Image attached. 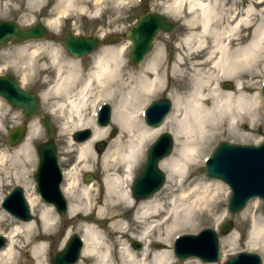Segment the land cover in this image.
Segmentation results:
<instances>
[{
    "label": "bare ground",
    "instance_id": "bare-ground-1",
    "mask_svg": "<svg viewBox=\"0 0 264 264\" xmlns=\"http://www.w3.org/2000/svg\"><path fill=\"white\" fill-rule=\"evenodd\" d=\"M237 1L232 0L226 9V0H165L163 12L181 15L187 33L169 62L163 60V46L158 45L136 72L127 67L125 47L106 45L89 69L64 57L60 47L47 48L56 71L41 99L45 102L53 96V109L63 117L64 131L92 128V135L84 141L73 137L67 152L74 155V161L62 168L61 188L69 200V220L78 224L84 240L81 259L74 264H175L176 255L170 249L173 239L185 230L198 229L203 221L217 219L221 183L193 174L224 127L237 129L262 117L260 93L246 94L251 83L245 80V73L256 78L264 70V0H254L246 8H240ZM73 2L67 0L54 18L45 20L49 29L59 27L60 18L74 8ZM245 29L251 33L243 35ZM41 47L35 46L22 58L33 63ZM228 77L243 80L238 82L239 94L221 89L220 81ZM169 86L174 87L168 93L173 99L171 112L159 126L148 125L143 121L146 103ZM104 101L114 102L112 122L120 133L99 154L95 147L108 128L97 124L98 108ZM2 118L0 114V125ZM39 121L36 117L28 122V134L12 154L0 153V166L8 158L14 165L4 166L0 174L14 170L18 179L26 175L19 181L28 204L33 211L41 206L36 219L13 221L5 234L8 243L0 249V264H45L48 242L60 227L59 212L53 203H42L28 168L35 163L31 146L39 135ZM163 130L174 135L176 144L174 153L160 162L167 182L153 196L137 200L131 190L135 170L145 158L148 144ZM85 172L99 173L100 181L85 179L88 183H83L80 176ZM4 209L1 207L0 222L6 220ZM258 210V203H252L246 211L253 222L248 245L264 251V219L257 216ZM71 232L73 228L57 240L60 249ZM146 240L150 244L140 249L129 245ZM223 241L225 248H231L238 235L233 232ZM154 242L164 247L153 250ZM19 251L26 252L27 259ZM186 264L220 263L188 259Z\"/></svg>",
    "mask_w": 264,
    "mask_h": 264
},
{
    "label": "water",
    "instance_id": "water-1",
    "mask_svg": "<svg viewBox=\"0 0 264 264\" xmlns=\"http://www.w3.org/2000/svg\"><path fill=\"white\" fill-rule=\"evenodd\" d=\"M177 28L178 25L164 14L146 11L124 36L132 42L129 51L131 62L137 66L144 63L159 33H172ZM124 37L116 33L109 34L105 38L73 32L56 35L52 34L43 22L22 26L13 19H0V50L10 42L52 39L62 44L71 56L82 57L96 52L103 46L120 43ZM224 85L226 88L233 87L229 82ZM262 93L264 102V84ZM0 96L13 108L21 110L25 120L24 123L9 131L7 139L11 147H17L23 143L28 131L27 122L32 118H39L44 125L47 138L36 145L39 158L35 172L37 188L43 200L53 203L61 217L65 218L69 201L61 188L63 170L56 141L57 129L51 116L42 108L40 94L32 89L24 88L13 74H0ZM172 108L173 101L169 98L154 100L145 110L147 124L159 126ZM111 112V105L102 106L98 119L100 125H109ZM116 132L114 130L112 135ZM91 135V129H84L75 132L73 137L78 141H84ZM174 143V136L170 132H164L148 149L146 162L132 187L133 196L137 200L151 197L165 184L167 175L161 168L160 162L171 154ZM106 146V141H101L96 148L101 152ZM205 168L208 177L222 180L231 189L228 203L231 213H240L253 199L259 198L264 201V141L259 145L221 142L206 160ZM85 179L91 180L93 175L87 174ZM2 205L17 219L29 221L33 218L22 186H15L5 197ZM233 224L232 220L226 221L221 228V233L228 234L233 229ZM5 244V238L0 236V249ZM83 246V238L79 234H73L63 250L51 254V264L77 263ZM133 246L140 248L141 243L133 242ZM174 252L181 261L199 258L205 262H216L221 255L219 236L210 227L195 234H183L175 241ZM224 264H263V259L258 253L240 252L227 259Z\"/></svg>",
    "mask_w": 264,
    "mask_h": 264
},
{
    "label": "rangeland",
    "instance_id": "rangeland-1",
    "mask_svg": "<svg viewBox=\"0 0 264 264\" xmlns=\"http://www.w3.org/2000/svg\"><path fill=\"white\" fill-rule=\"evenodd\" d=\"M228 1V5H226V9L231 6L232 0H226ZM254 0H238L237 2L240 3V8H246L250 3H252ZM4 3L0 5V19H13L19 22L22 26H31L33 24H36L38 22L45 23V20L47 18H54L57 14V11L67 3V0H4ZM75 4L74 8H71L66 16H63L60 18V24L59 27L56 30L49 29L52 34L56 35H62L66 32H73L76 34H83V35H91V36H106L108 34H121L123 37L125 36L126 32L131 28L140 18L141 15H143L146 11H154L161 14H164L167 16L170 20L174 21L178 28L175 32L172 33H166L161 32L157 36L153 52L157 49L158 45L163 46L164 50V58L163 60L166 62H169L170 59L174 54H176L177 51V44L179 43L180 39H182L185 34L187 33V30L184 26V18L181 15L178 16H171L166 13H164L165 8V0H74L73 2ZM26 17H29L28 20H26ZM48 27V26H47ZM251 30L245 29L243 31V35H248ZM48 43V44H47ZM41 45V49L38 51V54L35 56L36 60L33 63H26V60L23 59L22 54L29 53L34 49L35 46ZM131 40L124 37V39L117 44H114L115 47H125V61H127V67L131 69L132 71L136 72L141 69V66H143L151 57V53L147 57L146 61L137 66L132 64L129 57V51L131 48ZM52 47H60L62 50V53L64 57L67 59H74L76 60L80 65L85 67L86 69H89L91 67L92 61L99 51H101L103 48L107 47L104 46L101 49H99L97 52L85 55L82 57H73L71 56L67 50L62 46V44L52 40V39H38V40H29L27 42H20V43H13L10 42L9 44L5 45L0 50V74H13L17 80L21 82V84L24 86V88L32 89L35 92L41 94L42 92L49 89L50 84L53 82L55 77V64L51 60L50 55H48L47 48L51 49ZM65 59V58H64ZM247 79L246 81H250L251 88L246 92L248 95H254L257 91H259L261 96V114L262 117L258 121H256L254 124L250 123L249 121L245 124V126L239 127L237 129L231 128V130L227 127L223 128V134L218 137V139L213 143L211 146V149L208 151L207 155L204 157V159L201 162V168L195 172L194 176H199L200 178H204L207 181H217L221 183V195L218 199L219 202V211H218V217L215 220L210 221H203L201 225L196 230H185L181 233H179L177 236L185 233H197L201 229L210 227L213 228L218 236H219V243L221 248V256L220 259L216 262H205V263H220L224 264L225 261L235 255H237L240 252L247 251V252H253L258 253L261 255L263 259L264 264V251L259 246H249L248 241L250 239V236L252 234L253 230V222L251 216L246 215L247 209L250 207L252 203H258L259 210L257 211V216H260L264 219V201L256 198L251 200L248 205L245 207L243 211H241L238 214H233L230 212L228 208L229 199L231 196V189L229 186L219 179L210 178L206 175L205 172V160L210 154L213 152V150L217 147V145L223 141L231 142V143H243V144H259L264 140V110H263V96H262V85L264 82V70L261 73L259 77L252 78L250 74H246ZM243 81L242 79H237L233 77H228L225 79H222L220 81V87L222 90L227 91H233L235 94H239L238 89V82ZM229 82L232 84V88H226L225 83ZM257 83V84H256ZM174 90V87L169 86L167 89L163 90L160 94H157L156 96L151 97L148 102L145 105V108L147 105L151 104L156 99L161 98H169L173 101V99L168 96V93L172 92ZM2 102H0V114H3V123L0 125V153L1 152H7L8 154H12L14 149L16 147H11L8 143V133L11 129L15 128L16 126L20 125L24 122V117L22 114V111L17 110L13 108L2 96H0ZM53 96L51 95L45 102L41 100L42 102V108L45 112L51 115L53 123L55 127L57 128V147L59 152V160L61 163L62 168L70 167L69 164L72 165L74 161V155L67 152V149L70 146V142L73 140V131H64V119L61 116H57L53 109ZM109 103L111 105L112 111L114 108V102L104 101L100 104L98 108V114L99 110L102 104ZM9 114H6V113ZM98 114H97V124L98 123ZM144 121V117H143ZM40 125V131L38 137H36L33 140L32 143V160L35 161L34 165L31 167L29 165V169L31 170V179L33 183L36 182L35 179V172L38 165V154L36 150V144L45 140L47 138V133L44 125L41 121H39ZM101 126V125H100ZM107 128V134L106 137L101 139V141H106L107 147L110 145L112 140L117 137V135L120 133V129L117 125H115L112 122V115H111V122L109 125L105 126ZM90 128V127H86ZM29 129V128H28ZM83 129L79 128L78 130ZM92 129V128H90ZM116 130L117 132L112 135V132ZM29 131V130H28ZM27 131V132H28ZM164 132H169L167 130H163L160 134ZM171 133V132H170ZM231 133V137L229 134ZM28 134V133H27ZM158 134L155 139L160 135ZM172 134V133H171ZM174 136V135H173ZM152 140L145 152V158L142 160L141 163L137 166L135 170V178L140 174L141 169L143 165L145 164L146 158H147V150L150 147V145L155 141ZM175 141V137H174ZM98 142V143H99ZM176 148V144L174 143V147L172 149V152L169 156H171ZM107 149V148H106ZM105 149V150H106ZM95 150L97 151L96 147ZM104 150V151H105ZM103 151V152H104ZM103 152H98L99 154H102ZM168 156V157H169ZM68 164V165H67ZM13 167L12 160L8 158L6 163L4 165L0 166V169L3 167ZM14 171V170H13ZM13 171L9 174L1 173V183H0V210L2 207V201L4 198L10 193V191L17 185L22 186L20 184L19 180L26 179V175H20V179L17 178V176L13 173ZM165 173L166 171L163 170ZM92 174L93 179L95 181H100L101 176L99 173L95 172H85L83 173L80 178L83 181V183H88V181L85 180L86 174ZM167 175V173H166ZM91 181V180H90ZM167 182V178L165 181V184ZM163 185V187L165 186ZM23 187V186H22ZM162 187V188H163ZM24 188V187H23ZM161 188V189H162ZM160 189V190H161ZM25 190V188H24ZM159 190V191H160ZM158 192V191H157ZM156 192V193H157ZM26 193V191H25ZM163 193H166L164 191ZM154 195V194H153ZM152 195V196H153ZM149 198V197H148ZM42 199V198H41ZM146 199V198H145ZM69 201V200H68ZM102 199L97 200L99 205H101ZM42 199V203H43ZM42 205V204H41ZM30 206V204H29ZM3 208V207H2ZM41 206L37 209V211H33L32 207L30 206L31 212L33 214L32 219H36L39 215V210ZM4 209V208H3ZM5 210V209H4ZM6 211V210H5ZM7 212V211H6ZM5 212V221L0 222V236H3L6 240V244L8 243V238L5 234L9 233L13 227V221H15V218L13 215H11L9 212ZM60 215V214H59ZM60 227L58 229V232L56 236H54V239L50 242H48V251L45 255V264H51V254L58 252L59 250H63L66 246L67 241L73 234H79L82 238V230L78 228L77 223L71 222L69 220V212L67 211V215L65 218H62L60 215ZM31 219V220H32ZM20 220V219H17ZM233 221V229L228 234H222L221 228L222 225L228 221ZM73 228V232H71L70 235H68V238L63 246V248L60 249V247L57 246V240L63 239L67 232ZM235 232L238 235V242L233 247H224V239L228 237L231 233ZM176 236V237H177ZM176 237L173 239L171 243L170 249L174 253V242ZM140 242V241H138ZM142 244V247H145V245L150 244L149 240L140 242ZM129 245L134 248L133 242H129ZM164 247V245L160 242H154L151 244V249L157 250ZM140 249V248H135ZM83 250V249H82ZM21 258L27 259L28 254L26 252L19 251V254ZM82 255V253H81ZM81 259V258H80ZM188 259H199V258H188ZM185 261H181L177 256L175 258V264H186ZM201 260V259H199ZM202 261V260H201ZM33 264L32 262H29V264Z\"/></svg>",
    "mask_w": 264,
    "mask_h": 264
}]
</instances>
